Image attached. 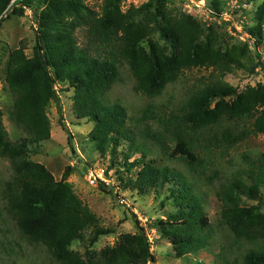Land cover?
Wrapping results in <instances>:
<instances>
[{
  "label": "trees",
  "instance_id": "1",
  "mask_svg": "<svg viewBox=\"0 0 264 264\" xmlns=\"http://www.w3.org/2000/svg\"><path fill=\"white\" fill-rule=\"evenodd\" d=\"M10 3L11 0H0V26L4 12L10 10ZM48 3L52 5V0L19 2L30 9ZM223 6L221 1L214 2L215 15L221 13ZM138 13L140 11L135 9L126 14L116 9L101 16L81 0H75L55 11L44 24L50 63L39 48L36 59H29L23 49L9 54L5 83L12 103L5 114L0 108V161L9 164L11 176L4 182L0 196L3 211L21 239L45 251L49 264H149L156 261L139 222L136 234L123 235L116 247L104 250L96 260L84 261L70 249L74 242L85 241L87 233L91 235L89 244L93 246L101 237L115 231L101 225L71 184L57 182L44 165L30 159L31 154H36L32 148L51 138L47 106L56 98V93L50 68L60 72V81L80 91L76 103L78 117L94 123L92 144L112 155V168L118 164L117 148L127 142V152L123 153L125 161L134 154L141 156L136 163L142 168L133 188L146 192L172 186L170 192L178 212L169 223L160 222L158 226L164 237L172 239L179 257L191 251L212 250L216 245L198 194L201 186L211 184L207 171L212 164V146L221 145L231 150L251 137L264 135L262 87L238 94L236 88L222 80L207 83L188 95L178 113L165 116L150 104L134 120H129L123 106L109 105L105 98L123 82L121 72L125 66L135 81L134 92L149 101L161 97L178 83L185 71L214 68L229 72L232 65L244 67L241 59L229 61L233 55L223 54L215 40L205 43L203 29L189 17H172L160 28L164 41L171 46V56L145 54L141 44L147 31L136 22ZM257 20L252 32L261 41L264 39V5L258 10ZM79 30L85 31L83 47L76 37ZM6 114L12 126L23 134L17 141H12L5 130ZM147 142L152 146H147ZM68 144L73 148L71 135ZM155 149L160 158L154 157ZM149 155L153 157L148 159ZM248 161L247 168L215 189V195L221 204L220 225L227 228L237 242L251 246L243 253L242 264H264V214L255 207L242 206V197L254 201L259 197L264 185V154L258 160ZM168 162H177L179 166L171 167L165 164ZM125 165L132 166L127 162Z\"/></svg>",
  "mask_w": 264,
  "mask_h": 264
},
{
  "label": "rangeland",
  "instance_id": "2",
  "mask_svg": "<svg viewBox=\"0 0 264 264\" xmlns=\"http://www.w3.org/2000/svg\"><path fill=\"white\" fill-rule=\"evenodd\" d=\"M72 1L75 0H52V5L48 3L36 9L23 7L19 3L11 7L10 3L9 12H4V21L0 26V108L4 114L12 103V95L7 91L5 83L9 54L23 49L29 59H36L39 48L43 58L50 63L48 33L44 24L55 11L63 9ZM81 1L101 16L107 12H115L116 9L125 14L133 9L140 11L135 17L136 22L147 31V36L141 44V50L147 55L153 52L158 56H171V46L164 41L160 28L172 17H189L203 29L205 43L215 40L223 54L233 55L228 58L229 61L237 58L243 60L244 67L232 65L229 72H220L214 68L185 71L178 83L170 86L154 101L134 92L135 81L129 68L125 66L121 72L123 82L115 86L105 100L109 105L123 106L128 112L129 120L136 119L150 104L155 105L157 111L165 116L172 112L178 113V109L192 91L215 81H224L236 88L238 94L252 88H264V39L260 41L252 32L258 24L257 13L264 5V0ZM215 1H221L224 5L221 13L216 16L215 10L212 9ZM15 10L18 11L14 12ZM76 37L79 45L83 47L86 41L85 31H77ZM50 72L56 93V98L47 106L51 138L34 146L32 150L36 154H31L30 159L44 165L57 182L71 184L78 198L100 219L101 225L115 231L112 235L101 237L93 246L89 244L91 235L87 233L85 241L74 242L70 249L77 252L84 261L96 260L104 250L116 247L123 235L136 234L139 222L145 230L151 253L156 260L155 263L149 264H215L216 261L218 264H242L243 253L251 246L237 242L228 229L220 225L221 204L215 195V189H218L221 183L232 179L239 170L247 168L248 160H258L264 154V135L251 137L231 150L221 145L218 148L212 146V164L207 171L211 176V184L201 186L198 194L204 203L212 227L210 232L216 245L212 250L191 251L179 257L172 239L164 237L158 226L160 222L169 223L171 217L178 212L170 192L172 186L166 185L163 189L152 188L146 192L133 188L132 184L142 168L136 163L141 156L134 154L125 161L123 153L127 152V142H123L117 148L118 164L112 168V155L109 152L104 153L92 144L94 123L78 117L76 103L80 91L75 86L60 81V72L56 69L50 68ZM3 123L12 141L23 137L22 132L17 131L8 121L7 114ZM156 129L154 126L153 130ZM69 135L73 139V148L68 144ZM146 145L152 146L150 142ZM153 152L155 158H160L157 149ZM152 157L149 155L148 159ZM126 162L132 166L127 168ZM165 164L175 168L179 166L177 162ZM10 176L9 164L0 161V193L4 182L9 180ZM242 206L255 207L258 212L264 214V185L257 200L242 197ZM219 245L223 247H218ZM0 264H49L45 251L34 248L21 239L17 228L3 211L1 196Z\"/></svg>",
  "mask_w": 264,
  "mask_h": 264
},
{
  "label": "built area",
  "instance_id": "3",
  "mask_svg": "<svg viewBox=\"0 0 264 264\" xmlns=\"http://www.w3.org/2000/svg\"><path fill=\"white\" fill-rule=\"evenodd\" d=\"M20 1H23V0H13L12 3H11V7L14 6L15 4L19 3ZM211 14H213V12H210ZM216 16V15H214Z\"/></svg>",
  "mask_w": 264,
  "mask_h": 264
}]
</instances>
